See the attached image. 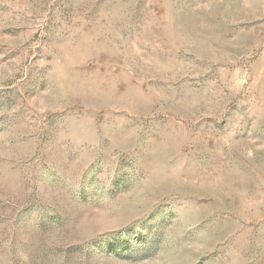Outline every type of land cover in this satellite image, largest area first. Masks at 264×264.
<instances>
[{"label": "rangeland", "instance_id": "obj_1", "mask_svg": "<svg viewBox=\"0 0 264 264\" xmlns=\"http://www.w3.org/2000/svg\"><path fill=\"white\" fill-rule=\"evenodd\" d=\"M0 264H264V0H0Z\"/></svg>", "mask_w": 264, "mask_h": 264}]
</instances>
